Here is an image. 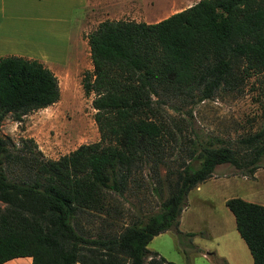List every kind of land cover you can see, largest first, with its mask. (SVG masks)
Returning <instances> with one entry per match:
<instances>
[{"label":"trees","instance_id":"1","mask_svg":"<svg viewBox=\"0 0 264 264\" xmlns=\"http://www.w3.org/2000/svg\"><path fill=\"white\" fill-rule=\"evenodd\" d=\"M86 42L91 68L80 83L93 94L97 140L44 159L31 138L16 144L0 134V263L28 255L30 264H174L149 250L148 241L167 229L179 235L187 192L216 164L251 176L264 155V126L232 146H191L172 170L179 127L167 108L237 90L264 73V0H195L152 22L103 19ZM58 97L57 77L42 61L0 56V124ZM143 163L155 184L158 166L165 167L168 193L159 217L138 210L111 229L121 214L116 195L138 186L134 172ZM224 204L252 264H264V204L240 196ZM94 212L109 228L84 226L83 216Z\"/></svg>","mask_w":264,"mask_h":264},{"label":"rangeland","instance_id":"2","mask_svg":"<svg viewBox=\"0 0 264 264\" xmlns=\"http://www.w3.org/2000/svg\"><path fill=\"white\" fill-rule=\"evenodd\" d=\"M194 1L132 0L127 13H120L118 2L103 3L99 15L88 18L84 23L80 39L77 38V28L81 18H75L78 21L71 24L69 61L51 63L58 80V99L25 114L20 121L6 115L0 124V134L10 136L16 144L20 138H31L39 156L44 159L57 158L80 143L97 140L98 131L91 106L93 94H85L80 83L82 72L91 68L86 34L104 18L138 19L142 16L140 9L143 7L144 20L150 21L156 19L153 15H168ZM167 110L173 114L179 127L177 142L170 153V159L177 157L169 167L175 170L177 163L185 160L186 151L191 146L207 142L215 146H232L242 136L264 126V73L251 75L237 90L220 92L213 98L191 103L176 102L175 108ZM259 163L251 176L242 174L228 163L216 164L210 177L187 192L178 218L179 235L172 230L160 232L148 241L147 248L174 264H194L199 254H194L191 249H197L196 245L213 243L205 236V231L216 229L218 233L223 226L226 230L235 226L233 215L224 204L225 198L240 196L264 204V155ZM192 165L197 166V161L193 160ZM157 169L158 184L149 177L148 166L143 163L134 172L138 186L132 185L122 196L116 195L121 214L113 219L111 229L117 230L138 210L144 213V218L148 214L159 217L160 202L167 196L168 185L164 177L165 167L159 165ZM85 215L82 223L91 232L103 225L99 213ZM103 226L109 228L105 224ZM184 229L193 230V235L188 236L181 231Z\"/></svg>","mask_w":264,"mask_h":264},{"label":"crops","instance_id":"3","mask_svg":"<svg viewBox=\"0 0 264 264\" xmlns=\"http://www.w3.org/2000/svg\"><path fill=\"white\" fill-rule=\"evenodd\" d=\"M110 1L115 4L118 2L120 13H125L127 7L132 5V0H0V56L16 54L36 58L53 71L51 64L53 61H69L67 56L71 24L81 18L77 28V38L80 39L84 23L89 20L88 18L99 15L103 3L107 5ZM140 12L142 16L138 19L132 17L104 19L120 18L152 22L166 16L153 15L156 19L146 21L143 7ZM75 18L78 20L75 21ZM198 185L195 187L197 188ZM223 227L218 229V233L216 229L205 231V236L209 237L213 243L196 245L197 249H191L194 254H199L194 264H252L251 254L235 226L229 230ZM164 231H170V229ZM181 231L186 234L194 232L191 229ZM152 249L156 250V247ZM30 263L31 257L23 255L11 257L0 264Z\"/></svg>","mask_w":264,"mask_h":264}]
</instances>
